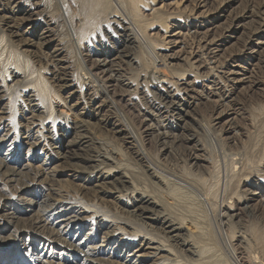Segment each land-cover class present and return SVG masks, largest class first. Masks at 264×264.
Returning a JSON list of instances; mask_svg holds the SVG:
<instances>
[{
	"label": "bare ground",
	"instance_id": "obj_1",
	"mask_svg": "<svg viewBox=\"0 0 264 264\" xmlns=\"http://www.w3.org/2000/svg\"><path fill=\"white\" fill-rule=\"evenodd\" d=\"M29 1L30 3L24 0H9L4 8L11 15L21 14L19 19L30 23L28 29L31 28V30L28 33L35 32L39 45L48 50L47 58L50 65L54 69L57 68L59 71L57 73L65 77L70 72L71 66L67 47L65 48L61 36L51 26L53 21L51 16L43 9L39 11L37 0ZM82 1L88 4L87 0ZM112 1L116 7L114 9L108 8V1L101 4L94 3L93 6L88 4L86 12L84 10L86 16H79L83 18V21L87 20L85 21L87 27L94 26L91 31L99 23L104 28L107 27L111 36L115 37L114 43L116 44L109 50L100 43L93 45L91 42L85 55L90 61V69H96L102 74L105 86H102V93L99 92L100 94L96 95L91 91L89 80L83 82L85 86L83 99L85 103H96L92 110L94 116L108 112V116L105 117L107 121L97 118L99 122L104 121L103 124L108 122L113 127L117 126L119 130L116 132H120L125 138L132 139L138 146H141L143 141H153L157 145L161 159L159 157V161L154 164L145 161L148 177L140 174L136 167H130V163L119 158L116 148L105 144L98 137L87 132L82 122L70 118L59 108L55 109L56 107L51 102L48 106H43L41 96L45 83L39 78L38 81L41 82L39 86L27 87L23 93L26 111L30 114L28 119L26 118L27 123L31 125H28V129L36 132L35 135L29 132L28 135L37 139L33 142L34 146L42 144L40 150L47 153L39 164L31 165L34 170L32 172L36 177L47 174L44 180H47L50 185L48 187L54 191L56 187L53 185L61 181L53 179V176H62V180L69 184L64 187L68 192L65 191V193L79 198L77 200L82 198V203L85 202L87 207H83L84 210L81 213L73 210L72 207H58L57 212L51 213L53 218L47 217L49 211L45 208L46 206L38 207L34 217L28 218L27 222L20 218L13 219L14 236L25 234L27 230L25 228L38 235H43L45 239L42 243L47 242V245L54 250L52 256L48 255L49 261L45 260L43 264H226L220 262L222 255L217 256L218 243L214 231L220 229L219 231L224 234L227 230H232L230 231L231 238L226 236L224 238L225 250L222 248L230 258L231 264H264V233L252 224L253 220L251 221L252 218L258 216L259 208L264 206V193L257 192L258 188L263 187H259L257 178L245 179L246 176L242 185L245 188L239 191L229 188V183H231L229 181L234 178L236 172H232L227 164H224L223 175L227 182L224 181L223 187L220 188L222 173L220 174L219 167L217 168L214 164L210 152L200 142L195 132L192 131L190 134L181 132V128L184 130L187 126L184 116L190 114L191 110L195 111V106L199 103H213L216 106L212 126L219 124L223 117L228 116V108L225 106L228 105L232 96L223 97L215 93L214 97L200 95L201 92L203 93V88L212 89L209 85L213 82L210 68L215 66L223 55L221 51L224 40L216 39L217 36L214 34L216 28L214 22H217L223 15L210 13L211 16L214 15L213 19L211 18L213 22L191 24L189 32L198 39L203 54L204 59H200L196 53H189L185 49V34L180 31L179 27H176L181 14H171L172 11L168 10L171 12L166 15L173 19L169 23L162 21V24L161 22L160 29L163 31L162 36L165 42H161L158 49L165 46L166 53L164 54L158 49L154 52L156 48H153L154 43L150 40L149 32L145 31L147 30L146 25H152L156 19L157 22L160 21L159 18L163 19L165 14L162 16L163 12L158 11L165 6L177 10V4H180L181 12L183 9L191 12L195 8L204 13L210 11L208 8L214 0H194L195 2L167 0L166 3L159 1V6L157 3L150 2L153 0ZM191 3L193 7L190 8ZM221 4L225 7L228 5L227 2H221ZM141 7L155 14L152 15L153 22L151 19L150 21L143 20V11H139ZM165 8L162 11H165ZM223 11L226 10H218L220 13ZM257 24H259L258 27L255 26L256 29L251 33L257 32L256 35H260L258 40L245 41L244 45L251 54L256 53L257 47L264 44V15L261 22ZM225 27L224 32L231 37L242 26L238 21L232 20ZM13 33L15 34L12 30L10 34ZM89 33L92 35L91 32ZM143 48L150 49L154 54L158 53L159 58H155L156 60L152 62L148 70L138 67L141 72L143 70V73L139 80H136L135 77L138 75L134 71L137 76L133 77L131 74L133 69L127 68L126 65L134 62L139 66L137 52L143 51L141 50ZM123 57L128 60H124ZM229 57L228 61L222 65H224L226 77L234 85L232 95H236L237 91L239 92L242 88L241 85L251 81L246 76L245 68L239 64L237 56ZM173 61L186 64L190 68L193 64L194 71L197 68L196 70L200 73L198 75V72L193 73L189 69H182L180 72L171 71ZM158 62L162 63L161 67L156 66ZM201 69H203L202 72ZM204 72L205 76L202 77L201 74ZM7 76L13 82L23 78L21 72L15 67L11 68ZM200 76L204 80L201 86L197 84ZM251 83L257 85V82L252 81ZM149 86L154 89H148ZM115 99L134 107L138 116L136 129L143 133L142 139L133 125L119 123L117 118L112 117L110 109L117 104L114 102ZM51 107L53 111L56 110L53 116L50 112ZM47 108L50 110L48 113ZM168 118H173L175 123L169 125ZM178 120H180V125L177 123ZM222 122L224 125L220 123L213 129H218L222 134L227 131L238 133L237 129L230 128L227 120ZM198 123V126L208 130V127ZM178 126L179 129H177ZM2 138L0 137V142L3 141ZM6 150L9 151L8 156L13 152L10 146ZM8 156L0 158V183L3 190L7 192V197H14V202L21 208L35 207V197L28 198L37 195L33 192V185L30 182L18 183L20 177L18 179L16 176L24 174L19 171L17 163L12 159L13 155ZM50 161H55L56 165L49 167ZM164 163L168 165H163ZM51 170H54V173ZM11 190L14 193H9ZM0 211H2L1 205ZM14 212L18 213L17 210ZM83 213L86 215L82 217ZM207 219L216 224V230L209 227ZM90 220L92 227L83 234V230L87 229L86 221ZM73 229L75 230L73 240L69 242L62 236L71 237ZM99 238L101 242L97 243ZM14 260H16L15 263L13 261L9 264L21 263L17 259ZM5 262L6 258L2 256L0 264H5Z\"/></svg>",
	"mask_w": 264,
	"mask_h": 264
},
{
	"label": "rangeland",
	"instance_id": "obj_2",
	"mask_svg": "<svg viewBox=\"0 0 264 264\" xmlns=\"http://www.w3.org/2000/svg\"><path fill=\"white\" fill-rule=\"evenodd\" d=\"M8 1L9 0H0V137H3V141L0 142V144H2V146H0V158L8 156L9 151H7L6 149H8V147L10 146V148L13 149V152L9 154V156L13 155L12 159L17 163L19 171L24 174L22 176H16L18 179L20 177V182L18 181V183L26 182L27 184L30 182L33 185V192L37 195L28 197H35V207L21 208V206H18V204L14 202V197H7V192L3 190V187L0 183V205L2 208V211H0V258H2V256L6 258L5 264H9L13 261L15 263L16 260L14 259L21 261L20 264H43V261H49L48 255L52 256V252L54 251L53 248L47 245V242L44 244L42 243L45 239L43 238V235H38L28 228H25V230L27 229L25 234L17 237L14 236L13 227L15 224L13 223V219L20 218L21 220L27 222L28 218L32 219V217H34L38 207L44 208L46 206L45 208L49 211L47 217L53 218V214L51 213L57 212L58 207H72L73 210L81 213L84 210L83 207H87V205L85 204V202H83L84 204L82 203V198H80V200H77L79 198H74L72 197V195H67L65 193L66 190L64 187H66V185L68 186L69 184H67L68 182L62 180V176H53V179L61 181L58 182V184L55 183L56 185H53L56 187L55 191L51 190L48 187L50 185H48L47 180H44V177L48 176L47 174L37 177L34 176L35 173L32 172L34 170H32L31 165L39 164L47 153L44 150H40L42 144H40L39 146H34L33 142H36L37 139H33L28 135L29 132H31V135H35L36 132L28 129V127L31 125L26 121V118L28 119V117L30 116V114H28V112L26 111V106L23 101V93L25 92L27 87H33L35 85L37 86L39 83H41L38 81L39 78L43 79L45 83V88L41 96L43 106L46 107L51 102L56 107L55 109L59 108L60 110H63V112L66 113L70 118L75 119L77 122H82L87 132L95 137H98L105 144L111 145L116 148V153L119 154V158L123 161H126L128 164L130 163V167H136V170H138L140 174H144V176L148 177V169L145 168L146 162H151L152 164H154L156 161H159V157V159H161V156L159 155L157 145L153 141L144 142L143 140H141L143 141V144L141 146H138L137 143L132 139L125 138V136H122L120 132H116L119 130L117 126L113 127L111 124H108V122H105L103 124L104 121H107L105 117L108 116V112L105 111L106 113L102 112L101 115L94 116L92 114V110L93 106L96 103H85V100L83 99L85 94V86L83 82L89 80L88 84H90L91 91H93L96 95L102 93V86H105V83L102 80V74L99 71H96V69H90V61L87 59V55H85L90 48V44L93 43L94 45L95 43H100L102 46L109 50L110 48H114L116 44L114 43L115 37L111 36V33L107 30V27L104 28V26H101L99 23L100 26L96 25L95 28H93L94 31L92 30V32L91 29L94 26H88V28L85 24L87 20L84 19L83 21V18L81 19V17L86 16L84 10L86 12V6L88 4H90V6H93L94 3L101 4L104 1H108V8L114 9L116 8L114 7V2L112 0H87L88 4H86V2H83L82 0H78L79 2L77 0H40L41 2L37 0L38 7L40 8L39 11L43 9L51 16V19L53 20L51 26L53 27L54 31L61 36L63 42L65 43V48L67 47L66 51L69 59L71 60V66L69 70L70 72L67 73V75L64 77L61 74L57 73L59 72L57 68L54 69L50 65V61L47 58L48 50L46 48H42L39 45L35 32L33 31L32 33H28L31 30V28L28 29V25L30 23L28 21H21L19 19L21 18V14H14L15 16L11 15L6 10V8H4L7 6ZM24 1L26 3H30L29 0ZM159 1H162V3L167 2V0H153L150 2L153 4L157 3L159 6ZM191 1L195 2L194 0ZM221 2H227V7H225L224 4H221ZM81 6L83 9L81 8ZM179 6L180 4H177V10L169 8L170 6H165V11H162V9L164 8H161L158 12H163L162 16H164L165 14V17L163 19L159 18V23L157 22V19L155 20V22H153L154 18L152 17V12H148V10H146L145 8H140L139 11H143V20L145 19L148 21L149 19H151V21L153 22L152 25L148 22L150 26L146 25L147 30L145 31L149 32L150 40H152L154 43L153 48H156L154 52H157L158 45H160L161 42H165L164 37L162 36L163 31L160 29V26H162V21H166L167 23H169V21L173 19L166 15L172 11L171 14H181V17H178V25L176 27H179L180 31L184 32L185 34V49L189 51V53H196L200 57V59H202L203 54L199 46L200 43L194 36V34L189 32L191 31V24H193L194 22H202L204 24H208V21L213 22L211 18L214 15L211 16L210 13L223 15L222 18L217 20V22H214L216 24V28L214 29V34L215 36H217L216 39L219 38L224 40L221 51L223 52V58L221 57L220 61L217 62L215 66L212 67L211 65H209L211 66L210 70L212 71L213 81L209 85L212 89L205 87L202 89L203 93L201 92L200 95L214 97L215 93L223 97L232 96V101L230 100L228 102V105L225 106V108H228V116L226 115V117H223L220 120V123L221 125H224L222 121L227 120L230 123V128H235V130L237 129L236 131L240 134H234L233 132L228 133V131L222 134L218 129H213L218 127V125L220 124L219 123L215 126L211 125L216 110V106L213 103H199L197 106H195V111L191 110L190 114L185 115L184 120L187 126L185 125L186 128L184 127V130L183 128H181V132L183 131L184 134H190V132L192 131L195 132V135H197L200 142L203 143L206 149L210 152L214 164L217 168L219 167L218 169L220 171V174L222 173V178L220 177V180L222 179L220 188L223 187L222 184L224 183V181L227 182L226 177H224L223 175L224 164H227L228 168L232 172H236L234 174V178L230 177V181L228 180L229 182H231L229 183V188H232L235 191H239L242 188H245L242 186L245 179L257 178L259 187H263L262 189L258 188L257 192H261L262 194L264 193V44L257 47V52L254 54H251L246 48L247 46L244 45L246 44V42L253 39V41L258 40L260 36L256 35L257 32L253 34L251 32L255 30L256 27H258L259 24L257 23L261 22V19L264 15V0H214V2H212L211 6L208 8L210 9V11H205L204 13H201V10H195V8L191 10V12L187 9H183L181 12ZM191 6L193 7L192 3L190 4V8ZM220 9H225L226 11L220 13L218 12V10ZM168 10L171 11L169 12ZM78 19L79 21H81L85 29L82 27ZM232 20L238 21L239 25H241L242 27L238 29V31L231 37H228L229 34L224 32L226 28L225 26H227V24H230ZM5 24L9 25L10 27H7ZM111 27L113 28V24H111ZM83 29L87 31L88 35H85L87 34L85 31L84 34ZM12 30L15 32V34H10ZM89 32H91L92 35H90ZM247 32L249 33L246 35ZM83 35L86 36L87 39ZM162 47L165 48V46ZM120 48L121 47H119V49ZM164 48L160 47L158 50L162 54H164L166 53ZM141 50L143 51L139 50L137 52L139 66H137L134 62L130 65L127 64L128 66L126 65L127 68H130L131 70L133 69V72L131 73L133 77L138 75L137 77H135L136 80H139V78L141 77V73H143V70L141 72L140 69L145 68L146 70H148L152 62L159 58L157 55L158 53L154 54L150 49L145 50V48H143ZM229 56H237L236 58L239 59V64L243 68H245L246 76L251 82H257V85H253L251 82H249L248 84L245 83L241 85L242 88L239 90V92L237 91L236 95H232L234 85L230 82L228 77H226L224 73V65H222L223 63L228 61V59L230 58ZM123 59L128 60L126 57H123ZM177 63L178 62L173 61L171 71L180 72L182 69H189L193 71V73L195 71L198 72V75L200 73L196 70L197 68L194 71L195 66H193V64L190 68L186 64L184 65L180 62L178 64ZM158 64H156V66H162L161 62H158ZM13 67H15L16 69L18 68V70L21 72L23 76L22 80L20 79L17 82H13L11 78L7 76L8 72ZM138 67L141 68L139 69ZM134 71L137 75H135ZM191 71L190 73L191 75H193ZM202 71L203 69H201V72ZM201 75L202 77H204L205 72ZM202 77L200 76L198 78V85L204 84V80ZM69 84L71 85L68 86ZM147 88L154 89V87L152 86H149ZM215 99L216 98H214V100ZM115 100L114 102H116L117 104H114L113 108L110 109L112 112L110 113L112 117H114L115 119L117 118L119 123H127L129 125H133L135 127V130L138 131L141 138V135H143V133H140V130L136 129L138 124V116L136 115V111H134V107H130L126 102L122 100ZM52 108L53 107H51V111L48 108L46 110L47 113L48 111L51 112V116L56 114V110L53 111ZM185 110H187L186 107ZM97 118H100L104 121L99 122ZM194 118H197L198 121L193 120ZM168 121L169 125L175 123V120L173 118H168ZM198 122L208 127V130L203 129L202 126L200 127V125L198 126ZM177 123L180 125V120H178ZM34 129H36V127H34ZM177 129H179V126ZM214 159L217 160V163ZM55 165V161L49 162V167H53ZM163 165L168 164L164 163ZM237 166L239 167V169H235ZM142 170L146 172L143 173ZM260 170L263 172H261ZM51 171L54 173V170ZM162 173L165 174V172ZM248 174L250 175V178ZM59 185L60 188H58ZM9 193L14 192L11 190V192ZM3 194L5 195L4 197ZM53 195H55L56 197H53ZM49 196H51L52 198ZM57 198H59L58 201ZM14 210H17L18 213H15ZM258 212V216L252 218L251 221L253 220L252 224L259 227L258 229H260L261 231L263 230L264 233V206L259 208ZM85 215L86 213L81 214L82 217ZM207 220L210 224L209 227L216 230V224H214L212 220ZM24 221L22 222L26 223ZM86 222L87 229L83 230V234L86 231H89V228L92 227L91 220ZM219 230L214 231L216 241L218 243V247L216 250L218 252L217 256L222 255L220 256V262L222 261L226 264H231L232 262L230 261V258H228L227 253L224 251V238L227 237L230 239V231L232 230H227V233L223 232L224 234H222V232ZM74 233L75 230L73 229L71 230V237H65L64 235L62 237L70 242L73 240L72 236ZM100 242L101 241L99 238V241L97 240V243ZM52 261L54 260L52 259Z\"/></svg>",
	"mask_w": 264,
	"mask_h": 264
}]
</instances>
